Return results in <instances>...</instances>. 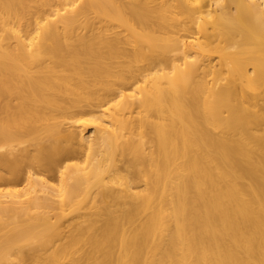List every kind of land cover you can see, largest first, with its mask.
I'll return each instance as SVG.
<instances>
[{
  "label": "bare ground",
  "instance_id": "bare-ground-1",
  "mask_svg": "<svg viewBox=\"0 0 264 264\" xmlns=\"http://www.w3.org/2000/svg\"><path fill=\"white\" fill-rule=\"evenodd\" d=\"M0 264H264V0H0Z\"/></svg>",
  "mask_w": 264,
  "mask_h": 264
}]
</instances>
